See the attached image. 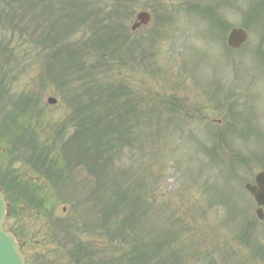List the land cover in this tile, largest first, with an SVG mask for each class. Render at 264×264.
I'll return each instance as SVG.
<instances>
[{"label":"rangeland","instance_id":"obj_1","mask_svg":"<svg viewBox=\"0 0 264 264\" xmlns=\"http://www.w3.org/2000/svg\"><path fill=\"white\" fill-rule=\"evenodd\" d=\"M133 1L125 27L135 39L136 58L115 67L114 78L131 86L142 112L152 117L144 120L140 141L122 160L131 177L142 179V185L132 184L146 202L139 223L149 232L151 222L165 232L170 229L169 239L175 241L183 264H264V256L255 254L264 253L255 247H264V220L254 214L257 204L244 188L264 171V8L255 18L249 16V9L258 0ZM206 6L214 12L212 18L202 11ZM141 10L149 11L151 20L131 31ZM26 16L24 23L31 30L33 13ZM245 25L246 45L229 49L228 30ZM0 32L7 40L12 38L9 51L0 53L6 94L35 96L43 127L65 120L69 110L58 94L39 82L44 54L21 44L19 31L13 36L4 29ZM50 95L57 97L56 105L47 103ZM172 99L179 105L166 103ZM228 123L237 125V133L225 129V135L217 136L218 127L226 128ZM7 138L4 143L0 140V188L11 206L2 225L21 242L28 264L71 263L65 224L72 220L80 242L102 244L99 235L85 232V220L91 224L96 212L93 205L84 210L70 205L63 197L67 190H51L45 176L25 158L12 162ZM213 146L218 154L209 152ZM234 154L250 162L238 161ZM12 170L24 177H40L43 192L37 194H43L44 208L17 214L11 186L4 187ZM88 176L85 169L79 170L80 179L88 181ZM75 191L76 187L70 188L71 195Z\"/></svg>","mask_w":264,"mask_h":264},{"label":"trees","instance_id":"obj_2","mask_svg":"<svg viewBox=\"0 0 264 264\" xmlns=\"http://www.w3.org/2000/svg\"><path fill=\"white\" fill-rule=\"evenodd\" d=\"M1 2L0 19L5 22L0 20V23L9 24L15 18L23 22L19 33L17 28H5L3 24L1 28L11 36L18 33L21 44L28 43L41 50L44 58L39 82L58 94L62 105L69 110L65 120L43 127L39 123L38 99L31 93L6 94L0 79L1 143L9 135L7 150L11 152L12 162L25 158L44 174L51 190L60 191L61 187L69 193L71 187H76L78 191L72 195L70 192L68 198L65 192L64 199L74 207L84 210L93 205L91 209L96 210L91 224L85 220V232L96 233L103 243L98 247L76 241L72 220L71 263L183 264L184 258L178 256L175 241L169 239L170 229L165 232L151 222L149 232L139 223L146 202L142 191H135L132 184L142 185V179L131 177L129 166L122 162L126 153H132L134 143L140 141L144 120L152 118L142 112L144 109L131 86L114 78L115 67L136 58L135 39L125 27L134 1ZM30 12L34 25L31 30L24 23ZM11 39L7 40L0 32L2 55L9 51ZM166 103L178 105L173 100ZM216 134L220 135V131ZM215 149L217 146L209 152L218 154ZM233 158L249 162L241 154H234ZM81 168L90 175L88 181L80 179ZM19 178L13 176L16 208L20 204L44 208L43 194H37L41 186L20 185L16 182Z\"/></svg>","mask_w":264,"mask_h":264},{"label":"water","instance_id":"obj_3","mask_svg":"<svg viewBox=\"0 0 264 264\" xmlns=\"http://www.w3.org/2000/svg\"><path fill=\"white\" fill-rule=\"evenodd\" d=\"M151 15L141 11L136 15V21L133 23L132 30L138 28L139 25H147ZM227 37V44L231 48L240 47L247 39V32L240 28H233ZM48 103L55 104L56 100L52 97L47 99ZM255 184L247 183L245 188L254 196L258 208L255 210L260 220L264 219L262 206H264V171L255 176ZM6 204L3 195L0 193V264H25L24 256L18 250L14 236L10 232H5L2 228V221L5 217Z\"/></svg>","mask_w":264,"mask_h":264},{"label":"flooded vegetation","instance_id":"obj_4","mask_svg":"<svg viewBox=\"0 0 264 264\" xmlns=\"http://www.w3.org/2000/svg\"><path fill=\"white\" fill-rule=\"evenodd\" d=\"M18 242H19V240H18Z\"/></svg>","mask_w":264,"mask_h":264}]
</instances>
